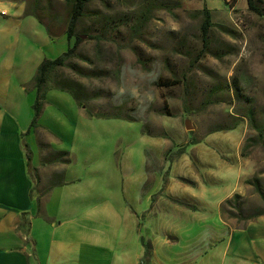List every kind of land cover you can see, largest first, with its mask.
<instances>
[{"label": "rangeland", "instance_id": "374dc122", "mask_svg": "<svg viewBox=\"0 0 264 264\" xmlns=\"http://www.w3.org/2000/svg\"><path fill=\"white\" fill-rule=\"evenodd\" d=\"M16 1L49 24L47 57L64 52L68 3L39 0L33 8L32 0ZM253 3L257 11L248 0H235L231 12L225 0H95L76 24L81 41L72 62L81 74L65 66L60 75L81 83L92 112L121 117L77 115L72 94L57 88L51 97L59 94L60 104L46 96L43 107L74 123L70 131L54 132L71 150L70 175L84 177L91 198L109 197L122 211L137 213V234L146 241L175 235L210 243L221 230L218 205L230 194L232 204L221 202L222 217L233 227L264 211V151L248 143L257 133L248 107L257 124L264 119V0ZM147 4L148 18L134 33ZM204 7L215 24L205 49ZM97 12L107 20L99 42L88 38L101 32ZM47 111L41 123L53 124Z\"/></svg>", "mask_w": 264, "mask_h": 264}, {"label": "crops", "instance_id": "0c3cea01", "mask_svg": "<svg viewBox=\"0 0 264 264\" xmlns=\"http://www.w3.org/2000/svg\"><path fill=\"white\" fill-rule=\"evenodd\" d=\"M52 38L36 16L25 13L23 3L0 0V264H264V213L233 227L219 211L231 194L218 205L221 230L210 243L165 235L148 239L151 254L141 259L138 222L132 217L137 213L129 207L122 211L109 197L91 198L84 177L70 175V157L68 162L42 160L53 150L69 156V146L54 132L74 129L66 114L45 107L37 126L29 128L36 96L32 80L49 58L42 47ZM52 90L48 100L60 104ZM77 109V115H88ZM46 110L53 124L41 123ZM23 138L38 182L28 170ZM50 179L56 182L49 185Z\"/></svg>", "mask_w": 264, "mask_h": 264}, {"label": "trees", "instance_id": "16d2710c", "mask_svg": "<svg viewBox=\"0 0 264 264\" xmlns=\"http://www.w3.org/2000/svg\"><path fill=\"white\" fill-rule=\"evenodd\" d=\"M65 1L70 6V12L68 13L66 29H65V36L67 39V48L64 52H62L60 55L56 56L55 58H45L44 60H42V62L37 67L36 73H35L33 80H32L33 85H34L35 90H36V96H35V99L32 103L33 115H32V120H31L29 128L37 126V120H38L40 113L42 112L44 102L46 99V94H47L48 90H50L52 88L64 90V91H67L70 94H72V96L74 97L78 106L84 108L86 113L89 116H92L95 114V115L121 117V114L119 112H116V113L111 114V115L110 114L108 115L105 113H94V112H92L85 105L84 99H86L87 97L82 96L83 94H82L81 83L78 82L77 80H74V79L62 78L60 75V71H59L60 68L65 67V66L70 67V68L74 69L75 71H78V73L81 74V71H79V69H77L78 64L72 62V58L74 56L76 48H77L79 42L81 41V35L76 33L75 28H76L77 22L81 19V17H83L87 5L89 3H91L92 1H95V0H65ZM96 1H99V2H102L105 4L107 0H96ZM248 4H249V7L251 9L257 11V7L253 3V0H248ZM38 5H39V0H32V7L33 8H37ZM150 11H151V8H150V6H148V4L141 9L140 14L136 18V21H135L134 26L132 28V31L134 33H137V34L140 33V29L142 28L144 21L148 18ZM25 13L26 14H33L34 16H36V18H38V20L45 26L48 34L50 36H52V32H51V28H50L49 24L43 22L40 15H38L34 9L29 10L28 8L25 7ZM201 13H202V24L200 26V32H201V37H202V44H203V47L205 49V48H208L209 30L215 24L211 19L210 9L204 7L201 10ZM95 15H96L95 17L97 19H100L99 31H101V32H99V34L90 33V34H88V38H94V39H96V41L99 42L101 40V38H104L103 34H105V31H102V28L106 27L105 21H107V20H105L104 15H102L101 12H97V13H95ZM171 83H173V82H171ZM231 85L234 87L236 94L242 95V92L239 93V91H241V86H240L239 82L232 81ZM247 117L249 118L254 129L257 132L255 136L248 138V143H250V144L260 143L261 148L264 151V119H263L262 123L257 124L255 110L253 107H250V106L247 109ZM28 131H29V129L27 130V132ZM27 132H25V133H27ZM25 133L22 134V136H24ZM23 145H24V149H25L26 162H27L28 170L30 171V174H31L32 178L35 180V182H38L39 178H38V174H37V169L32 166V151L30 149L29 144L27 143V141L24 138H23ZM182 153H183V151H182ZM42 160L45 163L46 162L47 163H50V162L51 163L52 162H68L69 156H68L67 151L53 150V151H50L49 154L43 156ZM249 181L250 180H246V182H249ZM50 182L51 183L49 185H52L56 181L54 182V179H50ZM238 197H239L238 193H235L233 195V199L238 198ZM37 200H39V198ZM231 201H232L231 198H226L224 200L225 203H231L232 204ZM233 205H235V207L237 209H240V205L238 203L236 204V202H235V203H233ZM219 211H220L221 215H222V212L226 211L223 203L220 205ZM261 213H264V211H260V213H258L257 215H259ZM141 243H142V246L144 249V251H143L144 258H147L151 254V244H150V242L146 241L145 238L142 236H141Z\"/></svg>", "mask_w": 264, "mask_h": 264}, {"label": "built area", "instance_id": "2783aa9c", "mask_svg": "<svg viewBox=\"0 0 264 264\" xmlns=\"http://www.w3.org/2000/svg\"><path fill=\"white\" fill-rule=\"evenodd\" d=\"M226 3H228V6H229V11H233L235 9V4H234V1L235 0H225Z\"/></svg>", "mask_w": 264, "mask_h": 264}, {"label": "water", "instance_id": "95a60500", "mask_svg": "<svg viewBox=\"0 0 264 264\" xmlns=\"http://www.w3.org/2000/svg\"><path fill=\"white\" fill-rule=\"evenodd\" d=\"M185 127H186V129H191V125H190V123H189V120H185Z\"/></svg>", "mask_w": 264, "mask_h": 264}]
</instances>
